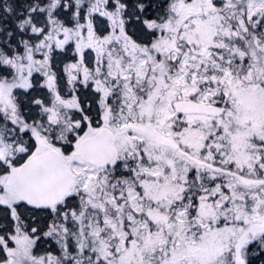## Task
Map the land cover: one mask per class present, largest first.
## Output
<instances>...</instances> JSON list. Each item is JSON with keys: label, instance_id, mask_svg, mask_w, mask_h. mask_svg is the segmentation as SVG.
Here are the masks:
<instances>
[{"label": "snow or ice", "instance_id": "6c2138e0", "mask_svg": "<svg viewBox=\"0 0 264 264\" xmlns=\"http://www.w3.org/2000/svg\"><path fill=\"white\" fill-rule=\"evenodd\" d=\"M0 264H264V0H0Z\"/></svg>", "mask_w": 264, "mask_h": 264}]
</instances>
